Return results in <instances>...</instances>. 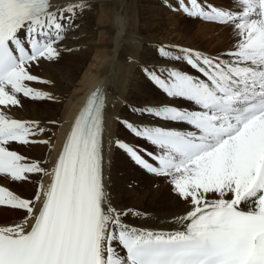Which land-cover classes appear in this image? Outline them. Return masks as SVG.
Listing matches in <instances>:
<instances>
[{"label":"snow or ice","instance_id":"1","mask_svg":"<svg viewBox=\"0 0 264 264\" xmlns=\"http://www.w3.org/2000/svg\"><path fill=\"white\" fill-rule=\"evenodd\" d=\"M232 2L236 7L229 9L178 0L190 18L230 26L231 50L180 48L174 55L161 46L159 55L172 62L167 70L141 69L166 100L132 111L173 126L115 118L152 146L117 138L118 148L147 174L167 179L188 203L175 221L180 228L133 226L126 218L140 211L112 206L103 183L111 129L105 101L94 92L67 137L41 206L35 203L40 194L27 200L0 187V205L34 218L28 227L27 220L0 227V264H264V0ZM74 11L54 10L50 0H0V174L13 181L45 171L11 150L12 143H35L31 138L45 129L4 109L22 107L21 96L53 99L26 82H46L32 67L60 57L57 44ZM213 194L219 198L210 200Z\"/></svg>","mask_w":264,"mask_h":264},{"label":"bare ground","instance_id":"2","mask_svg":"<svg viewBox=\"0 0 264 264\" xmlns=\"http://www.w3.org/2000/svg\"><path fill=\"white\" fill-rule=\"evenodd\" d=\"M50 2L54 10L74 8L75 11L69 14L70 18L62 33L64 39L57 44L60 57L53 61H41L32 67V74L46 82L26 83L34 89L51 94L53 99L34 100L21 96L22 107L13 106L10 112L4 109L12 118L36 121L45 129L43 133L31 138L35 143L11 144V150L25 156L28 161L39 162L45 171L27 174V181H13L10 176L0 174V187H6L27 200H34L40 194V201L35 202L39 208L54 159L61 149L81 96L93 86L102 85L111 129V135L105 137L103 168V183L108 199L113 207L141 212L139 217L129 215L126 218V222L133 226L155 230L179 229L180 225L175 221L189 210L188 203L174 194L169 181L147 174L131 162L124 150L118 148L115 144L117 138L133 147H140L143 142L148 143L123 130L115 118L128 117L132 122L143 120L145 123L173 126L171 122L149 115L140 117L132 111L134 107L159 106L166 100L141 69L147 66L161 71L167 70L172 62L159 55L161 46H165L174 55L178 54L180 48H192L213 54L229 51L233 46L235 33L230 26H226L229 31L221 34L222 37H216L218 42L213 46L208 43L189 44L187 40L191 36H188L189 28L186 23L173 21L168 26L169 23L165 20L166 17L173 16L168 14L167 7L177 5L178 0ZM198 2L206 3L204 0ZM185 3L190 6V0H185ZM232 6L236 7L234 3ZM180 17L183 20L189 19L186 15ZM196 33L203 35L205 32ZM208 198L212 200L219 197L218 194H213ZM251 206L249 202L244 209ZM33 219L25 209L11 206L5 208L0 205V227L24 224L26 220L25 226L28 227ZM116 247L119 254L123 255L119 246Z\"/></svg>","mask_w":264,"mask_h":264},{"label":"rangeland","instance_id":"3","mask_svg":"<svg viewBox=\"0 0 264 264\" xmlns=\"http://www.w3.org/2000/svg\"><path fill=\"white\" fill-rule=\"evenodd\" d=\"M204 1H206V3H208V2H211V3H213V4H219V5H225L224 7L225 8H232L233 6V3L231 2V0H204ZM208 1V2H207ZM228 3H230V4H228ZM170 7V8H169ZM173 7V8H172ZM175 7V8H174ZM179 7V5L177 4H173V5H170V6H168L167 8H168V10H169V12H168V14L169 13H171V14H173V16H169V17H166L165 18V20H166V22H168L169 24H168V26L170 25V23L171 22H173V21H179V23H186V27L187 28H189V31H188V36H191V37H193V38H188V40H187V42L189 43V44H202V45H204V44H207L208 43V45L209 46H213V44H215L216 42H218V39H216V37H222V35L221 34H224V33H226V32H228L229 31V28H227L226 26H224V27H221V24L220 23H218V22H208V21H205V20H203L202 18H190L187 14H185L184 12H183V10L181 9V8H178ZM121 10V9H120ZM119 10V11H120ZM181 15H186L189 19H187V20H183V19H181ZM193 22V23H192ZM102 25V24H101ZM91 26H93L94 27V25H91ZM220 26V27H219ZM199 28V29H198ZM201 29V30H200ZM197 30H199V31H197ZM200 31H202V33L203 32H205L203 35H200V34H198V33H196V32H200ZM201 33V34H202ZM191 34V35H190ZM208 34V35H207ZM210 34H212V35H210ZM205 35V36H204ZM199 36V37H198ZM201 37V39H199ZM209 37V38H208ZM212 37H213V39H212ZM190 41V42H189ZM204 41V42H203ZM209 41V42H208ZM194 44V45H195ZM123 130H125L124 128H123ZM126 132H127V130H125ZM129 132V131H128ZM141 146H143V147H147V148H149L150 150H151V148H152V146L151 145H149V144H144V142H143V144L141 145ZM127 154V153H126ZM160 178V177H159ZM163 179H165V178H163ZM165 181H167L168 182V180L167 179H165ZM2 206H4L5 208H8L9 206L8 205H2Z\"/></svg>","mask_w":264,"mask_h":264}]
</instances>
